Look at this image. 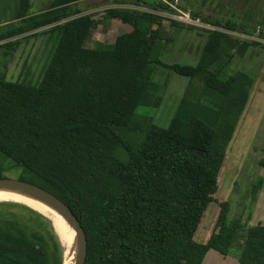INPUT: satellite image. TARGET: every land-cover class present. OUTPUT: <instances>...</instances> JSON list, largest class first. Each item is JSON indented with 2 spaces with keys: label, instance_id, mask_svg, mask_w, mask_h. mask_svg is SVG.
<instances>
[{
  "label": "trees",
  "instance_id": "16d2710c",
  "mask_svg": "<svg viewBox=\"0 0 264 264\" xmlns=\"http://www.w3.org/2000/svg\"><path fill=\"white\" fill-rule=\"evenodd\" d=\"M77 1L50 0L29 16L31 0H19L9 21L19 25L0 32V47L19 34L56 35L37 83L0 74V178L18 170V179L67 204L86 233L84 264H202L209 250L227 256L233 248L239 264H264V223L229 219V200L219 194L253 83L243 71L221 78L212 67L233 57L238 40L226 31L238 25L203 18L216 28L205 30L197 63H169L161 56L173 30L197 27L157 13H175L165 0H131L155 11L111 7L102 17L71 9ZM104 18L125 31L112 45L89 46ZM155 66L202 81L167 126L149 112L162 101ZM0 264H62L51 222L0 202Z\"/></svg>",
  "mask_w": 264,
  "mask_h": 264
},
{
  "label": "rangeland",
  "instance_id": "374dc122",
  "mask_svg": "<svg viewBox=\"0 0 264 264\" xmlns=\"http://www.w3.org/2000/svg\"><path fill=\"white\" fill-rule=\"evenodd\" d=\"M48 1L50 0H31L28 15L41 12ZM153 1L155 0H147L148 4ZM110 3L112 2L109 0H79L71 4V9L83 11L95 7L92 13H96L95 17H102L104 9L110 7ZM18 4L19 0H0V32L9 25H19L18 20L9 22ZM186 4L205 12L212 22L230 21L238 25L239 29L234 32L220 28L236 38L238 44L228 63L226 57H223L212 67L221 78L243 71L252 78L253 83L249 102L228 145V158L223 166L219 194L223 199L229 200V219L241 216L246 228L258 222L264 223V167L259 163L264 157V38L261 36L264 30V0L177 2V6ZM116 22L115 19L106 18L99 29L92 30L87 44L95 45L101 40L100 43L112 45L122 30V26ZM201 23V26L195 25L197 28L194 30L174 29L173 41L164 47L162 59L169 63L196 64L207 38L205 30L216 28ZM165 25H169L167 21ZM246 31L251 34H246ZM23 35L10 38L11 43L0 47V74L5 73L8 80L26 79L35 84L51 58L56 35L39 33L29 38L21 37ZM252 40L260 43L253 44ZM4 42L0 41V44ZM153 81L159 85L162 101L159 107L151 108L149 112L154 123L160 126L169 124L184 96L195 97L202 86V81L198 78L190 80L161 66L154 67ZM17 171L9 170L5 175L17 178ZM254 186L260 188L256 193ZM237 241L240 243L241 237ZM236 252L233 248L227 256H223L211 249L202 264H239Z\"/></svg>",
  "mask_w": 264,
  "mask_h": 264
},
{
  "label": "water",
  "instance_id": "95a60500",
  "mask_svg": "<svg viewBox=\"0 0 264 264\" xmlns=\"http://www.w3.org/2000/svg\"><path fill=\"white\" fill-rule=\"evenodd\" d=\"M0 187L9 188L13 190H22L33 197L43 201L48 206L56 210L58 213H60L65 220L68 222L70 226V235L68 238H64L68 244L73 243V255H72V264H84L86 260L87 255V238L85 230L77 218V216L72 212V210L65 204L61 199L47 191L46 189L33 184L28 181H24L18 178H10V177H1L0 178ZM27 206V205H26ZM30 207V206H28ZM32 208V207H30ZM41 215H43L46 219H48L54 229V232L57 236V239L60 244L61 254H62V264L65 263V259L68 257L66 249L63 248V238L59 232L60 226L58 223H56L54 220H51L49 217H47L44 213L41 211L32 208ZM61 228V226H60ZM72 234V235H71Z\"/></svg>",
  "mask_w": 264,
  "mask_h": 264
},
{
  "label": "bare ground",
  "instance_id": "6f19581e",
  "mask_svg": "<svg viewBox=\"0 0 264 264\" xmlns=\"http://www.w3.org/2000/svg\"><path fill=\"white\" fill-rule=\"evenodd\" d=\"M0 202H17L32 208H35L42 213H44L47 217L51 220H54L58 223L59 232L63 238V248L66 249L67 258L65 259L64 264H72V255H73V243L68 244L64 238H68L70 235V226L65 218L58 213L56 210L48 206L43 201L33 197L29 193L22 191V190H13L9 188L0 187ZM72 235V234H71Z\"/></svg>",
  "mask_w": 264,
  "mask_h": 264
},
{
  "label": "crops",
  "instance_id": "0c3cea01",
  "mask_svg": "<svg viewBox=\"0 0 264 264\" xmlns=\"http://www.w3.org/2000/svg\"><path fill=\"white\" fill-rule=\"evenodd\" d=\"M109 1H111L112 3H110V7H108V8H130V9H141V10H144V11H155V10H151V9H149L148 7H146V6H140V5H135V4H133L132 2H131V0H109ZM164 1V0H163ZM170 2H173V0H170ZM184 3H185V0H184ZM180 8H182V9H184L185 8V10L187 9V10H190L191 11V14H193V15H195L194 16V18H197V19H199V21H201V22H203L202 21V19L203 18H207L208 20H210L211 21V19L209 18V16L205 13V12H201V10H198L197 8H191L189 5H178ZM96 8L94 7V8H88V9H86V10H83L82 12H81V14H84V13H92L93 12V10H95ZM157 13H159V14H163V13H168V12H166V11H157ZM161 14V15H162ZM163 16H165L164 14H163ZM166 17V16H165ZM110 20V19H109ZM103 21H106V18H104L103 19ZM103 21H102V23H103ZM118 22V21H117ZM116 22V23H117ZM101 23V24H102ZM119 23V22H118ZM166 22H164V24H165ZM203 23H205V22H203ZM101 24H99L96 28H94V29H99L100 28V26H101ZM121 26H122V30H121V32H123V31H125V27L121 24V23H119ZM206 25H209L208 23H205ZM93 30V29H92ZM92 30L90 31V34H91V32H92ZM120 32V33H121ZM89 34V35H90ZM97 36V35H96ZM101 40H98L97 41V43H99ZM96 45V44H95ZM95 45H91V44H89V46H95Z\"/></svg>",
  "mask_w": 264,
  "mask_h": 264
},
{
  "label": "built area",
  "instance_id": "2783aa9c",
  "mask_svg": "<svg viewBox=\"0 0 264 264\" xmlns=\"http://www.w3.org/2000/svg\"><path fill=\"white\" fill-rule=\"evenodd\" d=\"M165 2L175 11V13H163L166 17L176 19L180 22H183V23L189 24V25H194V26L195 25H197V26L202 25V23L199 21V19L193 17L190 10H187V9L185 10V9H182L179 6H177L178 0H173V2H168L165 0Z\"/></svg>",
  "mask_w": 264,
  "mask_h": 264
}]
</instances>
